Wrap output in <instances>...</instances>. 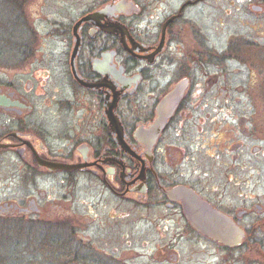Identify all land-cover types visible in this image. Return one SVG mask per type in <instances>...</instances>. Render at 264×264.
Returning a JSON list of instances; mask_svg holds the SVG:
<instances>
[{"label":"flooded vegetation","instance_id":"1","mask_svg":"<svg viewBox=\"0 0 264 264\" xmlns=\"http://www.w3.org/2000/svg\"><path fill=\"white\" fill-rule=\"evenodd\" d=\"M5 1L29 34L0 65V194L28 195L0 217H74L69 264H179L187 238L264 264V0Z\"/></svg>","mask_w":264,"mask_h":264},{"label":"rangeland","instance_id":"2","mask_svg":"<svg viewBox=\"0 0 264 264\" xmlns=\"http://www.w3.org/2000/svg\"><path fill=\"white\" fill-rule=\"evenodd\" d=\"M55 1V0H54ZM55 5L56 2H55ZM55 5H51L56 7ZM19 7V6H18ZM11 5L5 0H0V65H12L16 61L18 54L22 51L23 42L27 40V26H24L23 20H21V15L23 14V8ZM21 11H20V10ZM75 7L72 6L70 13L74 11ZM19 10V12L17 11ZM45 11L52 16L55 14L54 8ZM21 13V15L19 14ZM23 23V26H22ZM259 56H263L262 54ZM264 75V72H263ZM0 77L2 75L0 74ZM261 93L264 94V91ZM259 158L258 166L260 168L259 173H264V165H262L264 156L261 154L257 155ZM6 184V182H4ZM58 185L57 182L51 180L46 184L49 189ZM27 190L21 187L16 189H5L2 194H0V202L3 200L16 199L22 195H26ZM57 194L53 191V195ZM28 195V194H27ZM32 220L26 219H14L0 217V264H8L5 258L17 259L14 263L17 264L18 261L23 264H69L70 260H74L75 254V244L78 239L74 232L76 229L70 228L68 225H74L76 219L74 217L67 218V224H65L63 219H59L56 215H53L50 225H43L41 223H33ZM57 223V224H56ZM64 223L65 227L62 226ZM59 226V227H58ZM93 230L90 229L88 232L91 241H94L92 234ZM65 246L67 250L72 249L73 251H68L66 253ZM153 248V246L148 245V248ZM137 249L143 253L147 247L144 249L137 245ZM176 254L179 256V264H217L218 260L214 257L209 256L206 247L202 245L201 242H194L193 240L183 239L179 244L173 247ZM10 260V259H9ZM155 261L148 260V263H154ZM126 264H140V261H126ZM76 264V263H75ZM163 264H168L163 262Z\"/></svg>","mask_w":264,"mask_h":264},{"label":"water","instance_id":"3","mask_svg":"<svg viewBox=\"0 0 264 264\" xmlns=\"http://www.w3.org/2000/svg\"><path fill=\"white\" fill-rule=\"evenodd\" d=\"M196 207H198V206H196ZM206 213H208V212L204 208H201L198 211V208H197V210H193L190 207H187L185 215L190 220L189 222H191L199 232H203V231H205V222H204L202 216L205 217Z\"/></svg>","mask_w":264,"mask_h":264},{"label":"trees","instance_id":"4","mask_svg":"<svg viewBox=\"0 0 264 264\" xmlns=\"http://www.w3.org/2000/svg\"><path fill=\"white\" fill-rule=\"evenodd\" d=\"M9 259H10V260H9ZM9 259L5 258V261H4V262H6V263H8V264H15L14 262L17 260V259H15V258L11 259L10 256H9ZM17 264H23V263L18 261Z\"/></svg>","mask_w":264,"mask_h":264}]
</instances>
